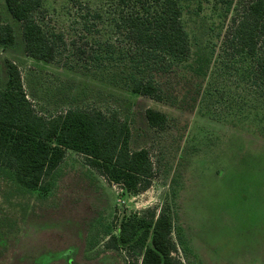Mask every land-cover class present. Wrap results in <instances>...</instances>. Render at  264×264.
I'll return each instance as SVG.
<instances>
[{
    "label": "rangeland",
    "instance_id": "obj_1",
    "mask_svg": "<svg viewBox=\"0 0 264 264\" xmlns=\"http://www.w3.org/2000/svg\"><path fill=\"white\" fill-rule=\"evenodd\" d=\"M42 2L39 21L68 48L51 63L27 56L19 25L0 0L2 21L15 35L12 45H0V90L11 62L42 117L69 108L116 114L130 129L131 148L149 152L154 178L147 191L130 194L73 152L43 190L0 173V264H140L138 252L106 242L124 217L165 207L178 213L171 237L181 264H264V134L247 107L240 115L231 103L237 80L222 67L220 10L212 1L180 0L190 55L161 79L165 97L156 102L120 77L125 45L114 30L112 0ZM72 41L81 53H73ZM97 54L106 61H91ZM149 109L165 114L162 129L148 124Z\"/></svg>",
    "mask_w": 264,
    "mask_h": 264
},
{
    "label": "trees",
    "instance_id": "obj_2",
    "mask_svg": "<svg viewBox=\"0 0 264 264\" xmlns=\"http://www.w3.org/2000/svg\"><path fill=\"white\" fill-rule=\"evenodd\" d=\"M3 1L19 25L27 56L51 63L57 51L59 56L68 48L62 34H49L39 21L42 0ZM112 1L117 16L114 30L125 45L118 50L120 77L131 92L162 102L165 90L161 79L170 76L190 55L180 0ZM203 1H212L220 10L222 67L237 80L238 90L231 103L240 115L247 107L264 134V0ZM93 17L100 15L94 13ZM14 40V29L2 21L0 11V45H12ZM106 43L113 47V43ZM71 45L74 54L81 53L74 41ZM92 58L96 63L108 59L112 64L114 52L105 60L98 54ZM192 74L190 85L195 77ZM147 119L153 128L162 129L166 122L165 114L151 109ZM130 137L128 125L114 113L69 108L57 117L38 115L23 90L18 69L7 62V81L0 90V173L17 184L43 190L66 153L73 152L82 155L85 165L107 182L119 184L130 194L144 193L154 178L153 164L146 149L131 148ZM177 217L169 207L158 214L146 210L139 216L124 217L106 245L138 252L140 264H181L173 256L177 247L171 237L172 221Z\"/></svg>",
    "mask_w": 264,
    "mask_h": 264
}]
</instances>
